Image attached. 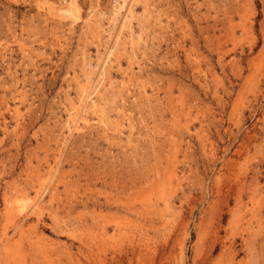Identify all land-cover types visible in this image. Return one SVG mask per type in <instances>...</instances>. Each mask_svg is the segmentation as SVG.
<instances>
[{
    "label": "rangeland",
    "instance_id": "374dc122",
    "mask_svg": "<svg viewBox=\"0 0 264 264\" xmlns=\"http://www.w3.org/2000/svg\"><path fill=\"white\" fill-rule=\"evenodd\" d=\"M96 257L264 264V0H0V264Z\"/></svg>",
    "mask_w": 264,
    "mask_h": 264
},
{
    "label": "bare ground",
    "instance_id": "6f19581e",
    "mask_svg": "<svg viewBox=\"0 0 264 264\" xmlns=\"http://www.w3.org/2000/svg\"><path fill=\"white\" fill-rule=\"evenodd\" d=\"M105 257H106V255H105ZM100 263L105 264L106 263V259L105 258L102 259L100 257H96V259L93 261L92 264H100Z\"/></svg>",
    "mask_w": 264,
    "mask_h": 264
}]
</instances>
